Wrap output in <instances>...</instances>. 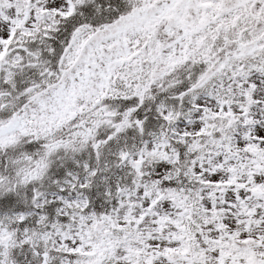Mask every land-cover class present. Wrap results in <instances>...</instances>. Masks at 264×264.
<instances>
[{"label": "snow or ice", "instance_id": "snow-or-ice-1", "mask_svg": "<svg viewBox=\"0 0 264 264\" xmlns=\"http://www.w3.org/2000/svg\"><path fill=\"white\" fill-rule=\"evenodd\" d=\"M0 264H264V0H0Z\"/></svg>", "mask_w": 264, "mask_h": 264}]
</instances>
